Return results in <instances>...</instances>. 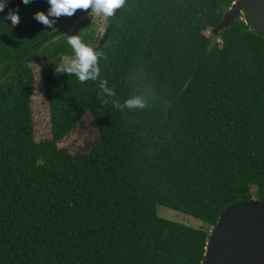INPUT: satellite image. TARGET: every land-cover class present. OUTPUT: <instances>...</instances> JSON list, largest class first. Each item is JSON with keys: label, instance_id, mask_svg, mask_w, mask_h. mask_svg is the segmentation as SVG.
Returning <instances> with one entry per match:
<instances>
[{"label": "trees", "instance_id": "obj_1", "mask_svg": "<svg viewBox=\"0 0 264 264\" xmlns=\"http://www.w3.org/2000/svg\"><path fill=\"white\" fill-rule=\"evenodd\" d=\"M235 0H125L108 34L68 17L33 18L47 0L0 12V264H202L230 204L264 200V33L247 13L214 29ZM17 9L19 23L5 20ZM87 28V30H84ZM78 35L99 75L80 82L64 57ZM49 135L35 137L33 64ZM106 81L102 86V82ZM139 98L142 107L126 101ZM86 151L60 146L86 114ZM255 190V191H254ZM198 218L196 228L158 206Z\"/></svg>", "mask_w": 264, "mask_h": 264}, {"label": "water", "instance_id": "obj_2", "mask_svg": "<svg viewBox=\"0 0 264 264\" xmlns=\"http://www.w3.org/2000/svg\"><path fill=\"white\" fill-rule=\"evenodd\" d=\"M91 10H77L65 24L75 22ZM244 13L251 26L264 33V0H235L214 32L227 28ZM107 36L106 33L101 43ZM202 264H264V200L238 201L221 212L208 237Z\"/></svg>", "mask_w": 264, "mask_h": 264}, {"label": "clouds", "instance_id": "obj_3", "mask_svg": "<svg viewBox=\"0 0 264 264\" xmlns=\"http://www.w3.org/2000/svg\"><path fill=\"white\" fill-rule=\"evenodd\" d=\"M50 5L47 14L43 11H38L33 14V18L52 28L55 21L49 20V16L59 18L61 16L71 17L77 10L87 11L92 9V15H104L112 17L117 9L125 5V0H47ZM22 3L27 5L30 0H22ZM8 0H0V12H3L7 7ZM17 9H9L5 20H11L12 25L19 23V15ZM67 44L73 50L75 59L71 60L67 67L58 66L57 71H65L67 73H75L80 82H85L89 79H96L99 75L98 57L103 55L102 52H96L92 47L82 42L78 35H72L67 38ZM106 81L102 82L105 84ZM128 107H142L143 103L139 98H133L126 101Z\"/></svg>", "mask_w": 264, "mask_h": 264}, {"label": "rangeland", "instance_id": "obj_4", "mask_svg": "<svg viewBox=\"0 0 264 264\" xmlns=\"http://www.w3.org/2000/svg\"><path fill=\"white\" fill-rule=\"evenodd\" d=\"M92 10L88 12L85 16L74 22V25L70 29L71 32L74 31L80 24L87 22L85 25L91 29H95L99 35V39L106 33L109 25L108 17L104 15H92ZM84 30H87L85 28ZM73 57H64V63H69L74 60ZM47 60L42 58L41 60L35 62L33 67L36 71L37 79L35 83V89L32 98V105L34 111V121H35V137L36 139H42L49 135V115H48V105L46 97L44 95L43 84L39 75L40 69L45 66ZM98 131L91 114H86L82 122L75 128L65 139H63L59 145L69 148L71 151H86L88 145L97 136ZM255 191V190H254ZM158 214L164 218L171 219L186 225H190L196 228H206L208 223L195 218L184 212L174 210L166 206H158Z\"/></svg>", "mask_w": 264, "mask_h": 264}]
</instances>
